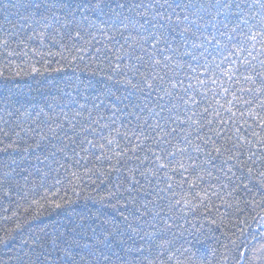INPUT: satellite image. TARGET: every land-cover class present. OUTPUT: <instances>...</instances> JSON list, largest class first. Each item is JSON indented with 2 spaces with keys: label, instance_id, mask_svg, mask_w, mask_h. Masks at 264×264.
Segmentation results:
<instances>
[{
  "label": "snow or ice",
  "instance_id": "snow-or-ice-1",
  "mask_svg": "<svg viewBox=\"0 0 264 264\" xmlns=\"http://www.w3.org/2000/svg\"><path fill=\"white\" fill-rule=\"evenodd\" d=\"M52 61L92 72L30 98L16 79L66 71ZM0 65V207L66 221L7 264H154L194 200L264 194V0H0ZM100 185L118 219L74 207ZM256 235L232 241L234 264H264Z\"/></svg>",
  "mask_w": 264,
  "mask_h": 264
},
{
  "label": "trees",
  "instance_id": "trees-1",
  "mask_svg": "<svg viewBox=\"0 0 264 264\" xmlns=\"http://www.w3.org/2000/svg\"><path fill=\"white\" fill-rule=\"evenodd\" d=\"M53 51H58V49L54 48ZM37 67H40V65H37ZM51 67H62L66 71L62 73H45L35 77H18L16 82L23 86V91L30 98L35 97L36 100L60 95L57 89L66 87L65 82L72 77L73 70L67 63H57L55 61L51 62ZM12 71H15V69L13 68ZM91 72L92 69L87 72L77 70L75 77H79L87 83ZM103 77L104 73H98L94 77V81ZM116 87L120 88V92L117 93V95H120L123 88L120 85H116ZM113 90L115 91V88ZM244 111L247 112V108H244ZM248 123L251 124L252 121L249 120ZM241 124H243V121H241ZM256 131L259 132L260 129L257 128ZM248 139L251 140V136ZM260 147L261 145L253 143L254 150ZM5 157L6 154L0 153V162L6 163ZM256 168L262 169V166L258 164ZM245 183L248 182L245 181ZM203 186L208 187L207 184ZM249 187L252 186L249 185ZM217 191L220 198L210 195L207 206L202 205L198 200H194L193 203L197 205L196 209L193 212L185 210V219L177 220L180 227L173 229L177 241L169 246L171 250L166 252L162 258L156 256L155 253L150 256L149 259L153 260L154 264H161L162 259L165 264H234L236 245L232 241L235 240L239 244L241 239L249 234H257L256 239L250 241V244L255 245L257 248L264 244V236L259 235L264 231V228L258 227V224L264 225V221L260 220V217H264V203H261L264 200V194L253 192L259 206H246L243 203V199L251 201L253 196L241 198L240 208L243 211H238L235 208L238 193L229 195L227 190L219 188H217ZM77 192L79 198L74 207L78 212L83 211L85 214H89L90 219L95 220L96 223L103 221L105 218H119L120 211L113 207L116 201L109 202L107 199L108 192L103 185L87 187L83 191L77 189ZM200 195L203 196V192ZM68 196L72 198V193L69 192ZM227 203H231L233 208L227 209ZM15 211L16 207L8 203H4L3 207H0V236L6 235L7 232L12 237L10 247L7 249L0 247V261H4L5 264L10 260L13 249L18 250L24 240L34 239L37 233L42 234L41 230L51 232L53 227H59L60 224L66 223L63 215H58L56 211L52 210L42 211L36 219H33L31 214L24 213L22 210L19 212L18 218L14 217L12 213ZM5 217L10 218L6 220ZM17 223L22 225L21 229L11 231L15 229ZM160 227H163V225ZM241 228L244 230L243 237L240 232ZM171 238V234H169V239ZM173 253L175 254L174 257ZM170 257L173 258L169 260Z\"/></svg>",
  "mask_w": 264,
  "mask_h": 264
}]
</instances>
